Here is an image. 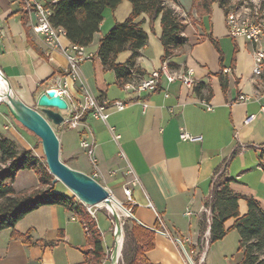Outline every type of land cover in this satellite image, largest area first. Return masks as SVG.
<instances>
[{
	"label": "crops",
	"instance_id": "0c3cea01",
	"mask_svg": "<svg viewBox=\"0 0 264 264\" xmlns=\"http://www.w3.org/2000/svg\"><path fill=\"white\" fill-rule=\"evenodd\" d=\"M217 4L212 3L208 22L196 18L194 24L186 25L183 34L188 41L177 55L167 59L175 71L191 66L198 83L188 87L179 78L170 81L162 72L155 87L138 90L126 88L125 82L148 77L163 62L160 16L151 19L142 12L137 17L148 34L147 44L135 58V65L144 74L120 81L97 51L102 36L130 15L132 3L122 0L115 9L107 8L100 30L85 46L93 56L79 63L80 77L74 80L68 75L67 55L75 43L67 34L59 35L60 47L51 48L34 30L37 16L23 0H0V69L26 103L41 109L39 96L64 79L75 97L82 96L80 83H84L108 102L126 101L122 109L109 105L106 119L89 113L87 126L60 124L55 130L63 159L95 175L119 201L126 200L133 213L131 222L153 230L155 246L144 255L151 264H187L179 239L187 250L193 247L199 255L205 253L203 264L209 259V264H214L221 257L229 264L243 261L238 230L231 229L223 238L210 241L211 223L205 205L219 171L231 177L232 189L243 195L239 198L241 214L248 211L244 196L256 197L264 209V77L253 73V43L230 34L226 11L217 9ZM210 35L219 41L222 59ZM131 55L132 50H123L117 61L125 63ZM220 73L226 79L225 86ZM241 94L247 98L239 99ZM253 113L256 116L246 121ZM15 120L0 101V135L14 140L19 148L31 149L28 133ZM183 129L201 134L203 139H183ZM84 137L94 141L97 166L81 144ZM39 184L33 168L18 170L13 182L18 191ZM125 186L131 187L132 201ZM234 221V217L229 218L225 226L231 227ZM27 236L35 243L27 244ZM88 246L86 228L73 210L58 203L42 204L13 227L0 230V264H77L85 260L84 248ZM108 247L112 264L114 247Z\"/></svg>",
	"mask_w": 264,
	"mask_h": 264
},
{
	"label": "trees",
	"instance_id": "16d2710c",
	"mask_svg": "<svg viewBox=\"0 0 264 264\" xmlns=\"http://www.w3.org/2000/svg\"><path fill=\"white\" fill-rule=\"evenodd\" d=\"M121 1L57 0L49 2L47 6L52 10L51 22L63 28L72 42L87 46L93 42L95 33L100 30L105 10L115 9ZM130 1L132 3L130 15L125 20L114 23L102 36L97 51L105 67L113 69L120 81L144 74L135 65V58L148 42V34L142 26V21L137 20L142 12H147L151 19L161 17L163 61L177 55L189 38L183 34L187 23L167 3V0ZM215 1L226 12L228 11L227 0H203L202 5L210 13L211 5ZM209 37L219 50L222 59L223 53L219 41L212 35ZM127 49L132 50L130 58L125 63L118 62V53ZM220 77L225 86L226 79L222 73ZM0 165H2L0 166V230L13 227L19 219L42 204H63L76 212L86 228L89 246L84 248L85 260L77 264H103L107 253L97 217L79 202L72 191L65 193L56 189V182H52L54 174L50 172L44 158L35 155L32 149L19 148L14 140L0 135ZM23 168H33L40 184L18 191L13 182L17 171ZM231 181L232 178L224 171H221L213 181L211 197L206 201V205H210L212 209L210 241L223 238L231 229H236L240 234V248H244V258L240 264H264V209L256 197L244 196L248 203V211L241 214L239 198L243 195L232 189ZM231 217H234L235 221L227 228L225 222ZM125 230L124 264H151L144 255L146 250L155 246L153 230L134 220L125 221ZM24 240L27 244L35 243L28 236Z\"/></svg>",
	"mask_w": 264,
	"mask_h": 264
},
{
	"label": "built area",
	"instance_id": "2783aa9c",
	"mask_svg": "<svg viewBox=\"0 0 264 264\" xmlns=\"http://www.w3.org/2000/svg\"><path fill=\"white\" fill-rule=\"evenodd\" d=\"M51 1L56 2L57 0H23L25 7L30 11L35 12L37 16V22L33 25L34 30L43 36L45 42L51 48H57L61 46L59 35L61 33H65V31L61 30L60 26L52 24L50 20L51 8L48 7L47 4ZM226 22L232 36H242L253 43V73L257 77H264V16L253 19L250 15L243 14L239 9L228 10L226 14ZM72 50L73 52L68 53L67 55L69 61L68 75H70L74 80H77L80 77L78 73L79 63L85 59L92 58L93 54L91 52H87L84 45L76 43L73 44ZM162 72L167 75L170 81L179 78L188 87H193L198 83L195 77V71L191 66L180 71H175L170 68L169 61L166 59L163 61L161 67L153 70L148 77L142 78L137 82L127 81L124 85L126 88H134L138 90L151 89L157 85ZM53 88L56 90V94L63 96L67 100V110L70 112L67 113V115L63 114L64 120L61 124H64L68 128H76L80 125L87 126L86 116L89 113H92L96 117L106 119L109 114L107 111V107L109 105H114L117 108L122 109L127 104L126 101L121 99L108 102L103 96L92 92L84 83H80L82 96L75 97V95L71 92L69 83L66 79H64L59 86ZM245 98H247L246 95H239V99ZM208 107H211V105L209 104ZM262 110L264 111V105H262ZM255 116V113L248 115L246 121L252 120ZM115 136L119 137L120 134H116ZM180 136L183 139L191 141H201L203 139V135L193 134L185 129L181 131ZM81 144L86 148L92 163L97 166V157L94 153V141L84 137L81 140ZM220 172L221 171L217 172L215 178ZM93 176L95 177V175ZM135 180L136 178H133L132 182ZM124 190L129 198V201H132L131 187L125 186ZM205 210L208 214L207 219L211 223V206L205 205ZM179 241L186 251L188 257L187 264H196L192 257L193 253L196 252L195 248L192 247L187 250L183 241L181 239H179ZM207 243L208 239L206 240V246ZM204 259L205 253H202L198 257V264H202ZM116 264H120V257Z\"/></svg>",
	"mask_w": 264,
	"mask_h": 264
},
{
	"label": "water",
	"instance_id": "95a60500",
	"mask_svg": "<svg viewBox=\"0 0 264 264\" xmlns=\"http://www.w3.org/2000/svg\"><path fill=\"white\" fill-rule=\"evenodd\" d=\"M3 75L8 86L4 91L0 89V101L4 102L9 107L13 116L21 124L40 138L46 163L50 172L54 174L52 182L55 183L58 180L63 181L85 204L94 205L106 201L113 205L112 198H114V196L105 185L93 175L70 166L61 158L60 138L53 123L61 124L63 122L64 115L61 110L68 108L67 100L63 96L56 94L54 88H50L43 92L37 99V104L41 106V109H38L26 103L17 95L6 75L4 73ZM120 203L125 209L129 210V214L133 215L130 209L126 208L122 202ZM113 209L116 211L114 205ZM113 215L115 222V245L112 250L111 259L112 264H116L123 249V247H121V249L118 247L117 236L121 233L124 234V228L121 217L118 215L117 211L113 213Z\"/></svg>",
	"mask_w": 264,
	"mask_h": 264
},
{
	"label": "rangeland",
	"instance_id": "374dc122",
	"mask_svg": "<svg viewBox=\"0 0 264 264\" xmlns=\"http://www.w3.org/2000/svg\"><path fill=\"white\" fill-rule=\"evenodd\" d=\"M203 0H167V3L171 5L181 16L183 21L187 24H194L196 21V18H202L206 19L208 22L209 17V11L206 10L202 2ZM190 4V5H189ZM211 5V4H210ZM226 6L228 7V10H235L239 9L242 11L243 14L250 15L253 19H257L259 17L264 16V0H227L226 1ZM176 7V8H175ZM217 9H224L217 4L215 6ZM220 7V8H219ZM227 14V12H226ZM210 16V15H209ZM217 17H221V13L219 16V13ZM216 17V18H217ZM163 63V62H162ZM2 102V101H1ZM63 114L67 115V109L61 110ZM18 124L20 122L16 119L15 120ZM60 124H55L53 123L54 128L56 129ZM20 127L26 131L31 139L32 142V151L35 155H38L41 158H44L46 161L44 151H43V146L40 138L32 132L30 129L25 127L23 124H20ZM62 160L63 159V154L60 152ZM67 162V161H66ZM68 163V162H67ZM2 166V165H0ZM56 189L61 191V192H68L71 189L61 180L56 181ZM73 192V191H72ZM112 193V192H111ZM77 199L79 202L83 203L87 210L94 216H97L98 224L102 230V233L104 234V245L106 249V257L104 259L103 264H110V253H111V248L108 247V245L112 244L114 247L115 245V237H114V227H115V222H114V216L111 213V211L106 207L105 203L99 202L94 205H88L85 204L83 201H81L78 197ZM122 204L129 209L128 206L129 203L126 202V200H121ZM76 214V212H75ZM119 215L121 217V222H123V228L124 232L125 230V221L130 222L131 214L125 212L122 208L119 210ZM124 243L126 241V233L124 237ZM124 249V244L122 245ZM122 249V254L120 256V264H124L123 262V250ZM193 259L195 260L196 264H198V253H193L192 255ZM211 262V260H208V264ZM203 264V263H202ZM214 264H229L228 260L223 259L222 257L219 258L217 261L214 262Z\"/></svg>",
	"mask_w": 264,
	"mask_h": 264
},
{
	"label": "bare ground",
	"instance_id": "6f19581e",
	"mask_svg": "<svg viewBox=\"0 0 264 264\" xmlns=\"http://www.w3.org/2000/svg\"><path fill=\"white\" fill-rule=\"evenodd\" d=\"M176 8V7H175ZM51 13H52V10H51ZM53 24V23H52ZM60 29L61 30H64L63 28H61L60 27ZM65 31V30H64ZM8 83H7V81H6V79H5V77H4V75H3V73L0 71V89L2 90V91H4V90H6V88H7V85ZM115 198V197H114ZM114 198H112V202H113V205L116 207V211H117V213H118V215H119V210L122 208L125 212H127V213H129V210H127V209H125L122 205H121V203H120V201L118 200V199H114ZM103 203H105V205H106V207L111 211V213L113 214V213H115L116 211L113 209V205H111V204H109V203H107L106 201H102ZM114 216V215H113ZM120 216V215H119ZM125 236H124V234L123 233H121V234H118V236H117V239H118V247H119V249H121V245H122V238H124ZM125 240V239H124ZM124 244V243H123Z\"/></svg>",
	"mask_w": 264,
	"mask_h": 264
}]
</instances>
